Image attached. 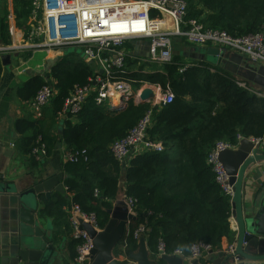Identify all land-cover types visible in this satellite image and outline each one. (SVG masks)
<instances>
[{"label": "trees", "instance_id": "obj_1", "mask_svg": "<svg viewBox=\"0 0 264 264\" xmlns=\"http://www.w3.org/2000/svg\"><path fill=\"white\" fill-rule=\"evenodd\" d=\"M184 1L188 5L187 19L197 20L206 28L225 31L233 37L264 35V0ZM32 2L14 0L18 19L30 17ZM177 44L180 43L176 42L175 49ZM72 58V54L64 56L52 70L57 91L52 107L34 126L24 123V127L28 125L35 131L32 138L25 139L29 148L26 153L34 163L32 152L39 138L47 156L53 152L56 137L49 126L61 119L64 103L75 87L93 86L91 64ZM131 60L123 79L133 81L134 89L148 83L162 90L170 88L175 95L171 104L153 109L154 122L148 130L150 140L161 142L165 150L136 155L124 167L114 158L111 145L125 137L151 106L135 104L130 99L124 110L110 113L90 98L79 114H67L63 119L68 152L87 148L90 154L88 163H69L81 174L80 181L66 182L68 191L74 194L73 204L95 213L104 229L107 210L118 198L121 179L125 177V194L136 201L137 215L150 228L145 238L152 254L160 240L169 253L182 249L186 254L198 241L216 248L221 247L223 238L234 242L232 200L217 182L208 156L220 141L236 143L238 134L264 137V96L255 94L246 81L212 62H192L191 67L181 71L188 63L183 51L174 53L172 62L162 66H138L132 57ZM146 69L151 72H143ZM35 82L32 98L46 84L44 80ZM239 82H245L247 87ZM174 148L179 149L177 158L171 155ZM138 245L129 239L130 250H137Z\"/></svg>", "mask_w": 264, "mask_h": 264}, {"label": "built area", "instance_id": "obj_2", "mask_svg": "<svg viewBox=\"0 0 264 264\" xmlns=\"http://www.w3.org/2000/svg\"><path fill=\"white\" fill-rule=\"evenodd\" d=\"M5 1L0 0V10ZM32 6L33 11L24 43L18 47L0 44V54L27 48L48 52L74 48L80 50L85 62L94 68L90 80L93 86L90 84L76 86L72 95L66 99L61 116L79 114L90 98L99 106H109L115 97L120 99L118 100L120 105L130 99L140 98L142 87L148 83L134 89L133 81L123 79L128 74L129 60L131 57L136 59L138 66L144 63L158 66L171 63L178 39H183L193 46L216 48L225 54L238 53L250 63L264 66L262 33L233 37L225 31L206 28L197 20L187 19L188 5L184 0H33ZM166 22H169L170 27L166 28ZM131 44L137 45V56L133 54L134 47L132 50L129 46ZM147 46L149 55L143 57L140 53L146 52ZM192 65V62L187 63L181 71ZM143 72L151 71L146 69ZM239 85L247 87L245 82H239ZM54 86L52 81H46L29 102L34 118H41L45 109L52 105L57 94ZM156 89L158 95L155 96L151 109L125 137L111 145L114 158L122 164L144 152L165 150L161 142L150 140L148 130L154 122L153 109L171 104L175 95L170 88L162 90L156 86ZM252 91L264 96V93L253 89ZM236 140V143L218 142L208 156V164L216 174L217 182L231 200L234 197V190L222 161V153L237 150L243 141L250 142L254 149L264 152V137H245L238 134ZM32 156L37 161L48 157L45 145L41 144V138ZM66 157L70 163H88L90 160L87 148L67 152ZM124 202L129 213L137 215L136 201L126 196ZM67 213L72 230L71 237L77 248V256L73 263L90 264L89 256L94 248V242L81 225L90 224L100 231L102 229L98 224V218L95 213H87L77 204H72ZM231 219L234 221L233 215ZM149 232L150 228L145 222L130 232L123 243V261L135 264L128 260L129 239L139 243ZM220 248L206 241H198L192 244L189 254L182 249L169 253L164 241L160 240L154 255L156 260L164 255L201 260L214 254H232L235 261L231 264L240 263V258L236 256V244L229 245L225 250Z\"/></svg>", "mask_w": 264, "mask_h": 264}, {"label": "crops", "instance_id": "obj_3", "mask_svg": "<svg viewBox=\"0 0 264 264\" xmlns=\"http://www.w3.org/2000/svg\"><path fill=\"white\" fill-rule=\"evenodd\" d=\"M4 8L5 10H3ZM29 23L30 17L28 19H18L15 13L14 0H6L0 10V43L4 46H21L25 41ZM169 25V22H167L166 28L170 27ZM177 43H181V40L178 39ZM184 45L185 48L181 51L185 53L188 63L198 61L211 63L213 57L208 56L207 58H210L208 60L207 58H203L201 53L195 51L196 47L202 46H193L186 44V42H184ZM133 47L135 51H133V54L137 56V45L134 44L133 46L131 44L132 50ZM6 54L11 56L10 63L7 65L4 64L2 58L4 54H0V176L3 179V184L6 186L10 185L13 189L10 192H2L0 190V264H25L23 261L15 263L8 247L12 244V237L19 232L20 215L23 208L31 209L30 211L34 213L37 219V225L40 226L45 234H51V238L49 239L54 247V252L49 254L44 264H74V259L77 256V248L76 242L71 237V225L67 218L68 209L73 204L74 194L68 191L66 182L68 180L80 181L81 174L72 170L69 164L70 162H68L66 157L68 148L63 137L65 128L63 119L66 118V115L62 116L59 120L55 119L54 124L49 126L50 133L56 137L54 143L55 148L51 155L42 161L35 160L36 163L31 161V157L26 153L29 148L26 146L25 139L32 138L35 131L34 128H29V126H34V122L38 120L34 118L28 105L33 100L32 90L34 91L35 84L37 83L35 81H52L55 85L56 81L52 76V70L58 64L59 60L68 54H72L74 61L84 63L85 60L80 50L74 48L49 52L46 50H32L27 48L14 50ZM134 61L137 60L134 59ZM250 64L254 65L252 63ZM135 68H138V66L136 65ZM92 69L94 70V68ZM131 70L133 71L134 69ZM240 79L243 80L242 78ZM248 84L251 89L264 93V89L251 83ZM146 85L149 84H145L144 87ZM150 86V88H154H152L154 96L145 104L151 106L158 93L155 85ZM144 87H142L141 93H143ZM140 98H134V103L141 104ZM116 99L117 97L113 99V102H110L109 106L100 107L106 110V112L114 113L124 110L129 104L128 102H124L121 104V108H117L118 101ZM51 107L52 105L46 108L45 111ZM158 107L160 106L155 108ZM44 119L49 124L51 123L47 116ZM75 119L72 120L75 121ZM24 123H29V126L25 125L24 127ZM241 146L242 143L235 152L239 151ZM171 155L173 158H177L179 149L174 148L171 151ZM130 160L128 159L126 165H128ZM53 178L58 180L59 185L57 188H62L63 186V190L53 188L49 197L45 193L38 195L37 205L33 204V200L30 197H26V201L20 199L24 193L32 189L39 181H46ZM125 181V177H123L121 179L118 198L111 202L107 210L108 222L112 218L109 210L117 212V208L122 210L125 208ZM259 201L264 202V161L258 162L248 171L243 184V208H253ZM254 210L257 211L258 208H254ZM118 213L124 214L125 212L118 211ZM135 216L137 220L127 224L125 235L115 251L116 258L121 261L124 260V255L122 254L124 240L127 239L133 228L143 223L138 215ZM231 228L235 233L234 242L228 238H223L222 250L227 249L231 244L237 243L238 231L232 219ZM138 244L140 245V243ZM129 248L128 254L138 250H130ZM149 252L152 259L156 260L155 255L152 254L150 249ZM223 255L214 254L201 259L200 262L201 264H223ZM37 258L36 264H42L44 262V254ZM181 259L185 264H190L195 261V259L189 257H181Z\"/></svg>", "mask_w": 264, "mask_h": 264}, {"label": "water", "instance_id": "obj_4", "mask_svg": "<svg viewBox=\"0 0 264 264\" xmlns=\"http://www.w3.org/2000/svg\"><path fill=\"white\" fill-rule=\"evenodd\" d=\"M147 51L148 46L146 52L140 53L141 56L148 57L149 53ZM195 51L201 53L203 58L213 57L211 59L213 64L221 66L224 70L242 78L244 81L264 89V66L251 65L244 56L238 53L225 54L216 48L196 47ZM2 58L5 65L10 63L11 56L9 54H4ZM207 59L210 60V58ZM153 96L152 90H144L140 103L145 104ZM121 106L118 104L116 107L121 108ZM221 157L230 176V185L234 190L232 209L238 231L236 256L240 258L239 264H264V202L259 201L255 207L250 209L243 208L244 180L253 166L264 161V153L259 149H254L250 142L243 141L239 151H226L222 153ZM126 164L124 162L123 166L126 167ZM58 185L56 178L39 181L20 199L26 201V197H30L33 204L37 205L38 195L45 193L49 197L53 188L63 190V186L57 188ZM12 189V186L3 184V179L0 176V190L10 192ZM124 205V210L116 209L117 212H125L124 214H117V212L109 210L112 218L106 227L100 231L90 224L82 223L81 228L89 234L94 242V248L89 256L90 264H127L126 261L116 258L115 251L125 235L127 224L137 220V217L129 213L126 204ZM254 208H258V210L255 211ZM30 210L25 208L21 210L19 232L12 237V244L8 247L15 263L23 261L25 264H36L37 257L44 254V262L42 263L44 264L49 254L54 252V247L49 239L51 234H45L41 230L40 226L37 225L34 213ZM139 243L138 250L128 254V260L135 264H185L177 256L164 255L159 260H153L146 239L142 238ZM222 261L223 264H231L235 261V258L232 254H224ZM190 264H201V262L195 260Z\"/></svg>", "mask_w": 264, "mask_h": 264}, {"label": "rangeland", "instance_id": "obj_5", "mask_svg": "<svg viewBox=\"0 0 264 264\" xmlns=\"http://www.w3.org/2000/svg\"><path fill=\"white\" fill-rule=\"evenodd\" d=\"M183 43V44H182ZM129 46H131V45H129ZM185 48V45H184V41H182V39H181V43L176 47V49H175V53H178L179 51H181V50H183ZM144 87V86H143ZM151 86L150 85H146L144 88H143V91L144 90H147V89H150V90H153L152 88H150ZM153 100V99H152Z\"/></svg>", "mask_w": 264, "mask_h": 264}, {"label": "bare ground", "instance_id": "obj_6", "mask_svg": "<svg viewBox=\"0 0 264 264\" xmlns=\"http://www.w3.org/2000/svg\"><path fill=\"white\" fill-rule=\"evenodd\" d=\"M166 23H167V22H166ZM141 95H142V93H141ZM141 95H140V96H141ZM116 100L118 101V100H120V99L117 98ZM115 102H116V101H115Z\"/></svg>", "mask_w": 264, "mask_h": 264}]
</instances>
